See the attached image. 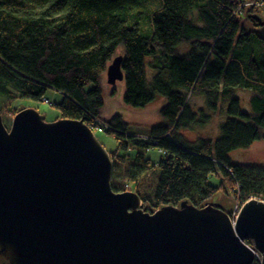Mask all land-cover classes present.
<instances>
[{"label": "trees", "instance_id": "obj_1", "mask_svg": "<svg viewBox=\"0 0 264 264\" xmlns=\"http://www.w3.org/2000/svg\"><path fill=\"white\" fill-rule=\"evenodd\" d=\"M263 11L264 0H0V97L42 102L52 91L62 119L115 136L112 189L132 184L150 211L202 208L222 191L264 202V166L231 159L264 142V42L248 29ZM120 48L125 104L165 100L162 121L140 137L121 115L101 118L102 78ZM221 103L219 138L190 142L184 132L206 127ZM150 151L161 154L154 172ZM213 175L225 184L211 185Z\"/></svg>", "mask_w": 264, "mask_h": 264}, {"label": "water", "instance_id": "obj_2", "mask_svg": "<svg viewBox=\"0 0 264 264\" xmlns=\"http://www.w3.org/2000/svg\"><path fill=\"white\" fill-rule=\"evenodd\" d=\"M255 34L264 42V21ZM124 57L107 69L125 79ZM114 161L84 120L46 122L24 109L8 130L0 112V258L9 264H264V202L235 221L220 205L150 211L112 189ZM251 241L253 246L246 242Z\"/></svg>", "mask_w": 264, "mask_h": 264}, {"label": "rangeland", "instance_id": "obj_3", "mask_svg": "<svg viewBox=\"0 0 264 264\" xmlns=\"http://www.w3.org/2000/svg\"><path fill=\"white\" fill-rule=\"evenodd\" d=\"M252 16H259L264 21V11L257 15ZM250 17L251 20L254 18ZM259 24V22L257 21ZM260 27V25H259ZM259 27H252L249 25L248 29L250 31H254ZM123 53V49L120 48L117 51L116 56ZM115 56V57H116ZM153 75L151 72L148 73L149 81H152ZM102 87L104 89V101L105 105L102 109L101 118L102 120H109L115 115H121L124 120L132 125L136 131H140V134L144 131L147 133V130L151 127L158 125L162 119L160 115V110L163 107V99L159 98L156 102L149 105L145 109H134L127 106L124 102V93H125V82H118L115 86L109 85L107 74L103 75L102 78ZM17 98L15 100L7 99L6 97H0V112L2 114L4 124L8 130H10L12 126L13 119L15 114L19 113L24 109H35L37 110L46 120V122H56L62 119L61 112L54 106L56 104L53 101L54 93L52 91L48 92L47 98L45 101L37 102L30 99H22L18 97V93L15 90H12ZM237 97L241 101L242 110L247 113H252V107L250 103L251 94L249 92H240ZM59 101V98L56 99V102ZM199 102V100H197ZM202 103V101L200 100ZM227 104H220L219 111L215 114H212V119L210 123L203 128H198L194 132H184V134L190 139L194 140V138L199 140H212L216 141L220 136V127L222 123L225 122ZM92 129V128H91ZM93 132L100 143L106 148V150L110 153L117 148L116 138L113 135L107 134L103 131V129H93ZM142 137V136H141ZM146 139V138H141ZM149 157L154 158L157 161L161 154L158 151H150L148 152ZM231 159L233 160L234 164L237 165H244L243 163H251L250 161L243 162V160H253V165L264 166V142H257L255 143L250 149L248 150H237L231 153ZM159 161V160H158ZM158 161L154 162L155 169L158 165ZM152 174V173H150ZM151 179V175H149ZM209 183L213 186H220L222 183L225 184L224 178L222 175H213L209 178ZM126 192H135L134 187L132 184L127 183L126 185ZM143 202V201H142ZM208 203L210 204H218L221 206L223 211L229 214L231 220L235 221L237 215L239 214L240 209L244 206L239 204L238 199L233 197L232 194H227L224 191L217 194L212 200ZM207 203L202 207L205 208ZM145 206V204H144ZM145 208H147L145 206ZM159 210V209H158ZM0 264H9L8 260L4 258H0Z\"/></svg>", "mask_w": 264, "mask_h": 264}, {"label": "crops", "instance_id": "obj_4", "mask_svg": "<svg viewBox=\"0 0 264 264\" xmlns=\"http://www.w3.org/2000/svg\"><path fill=\"white\" fill-rule=\"evenodd\" d=\"M58 97H56V98H53V101L54 102H56V99H57ZM60 100V99H59ZM163 101H165V100H163ZM165 102H163V104H164ZM110 120V119H109ZM108 121V120H107ZM183 135H185V134H183ZM185 137H187L186 135H185ZM187 139H189L188 137H187ZM190 140V139H189ZM196 138H194V140H190V142H196ZM246 161H250L251 163H253V160H250V159H248V160H243V162H246Z\"/></svg>", "mask_w": 264, "mask_h": 264}, {"label": "built area", "instance_id": "obj_5", "mask_svg": "<svg viewBox=\"0 0 264 264\" xmlns=\"http://www.w3.org/2000/svg\"><path fill=\"white\" fill-rule=\"evenodd\" d=\"M101 129V128H100Z\"/></svg>", "mask_w": 264, "mask_h": 264}]
</instances>
